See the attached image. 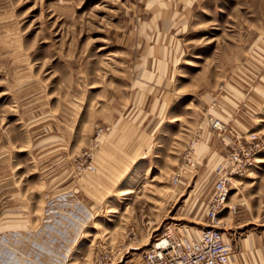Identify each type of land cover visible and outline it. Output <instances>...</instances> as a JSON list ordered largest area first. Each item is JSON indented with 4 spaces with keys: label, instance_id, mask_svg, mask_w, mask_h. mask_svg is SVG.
Segmentation results:
<instances>
[{
    "label": "rangeland",
    "instance_id": "obj_1",
    "mask_svg": "<svg viewBox=\"0 0 264 264\" xmlns=\"http://www.w3.org/2000/svg\"><path fill=\"white\" fill-rule=\"evenodd\" d=\"M208 224L264 264V0H0V264H142Z\"/></svg>",
    "mask_w": 264,
    "mask_h": 264
},
{
    "label": "built area",
    "instance_id": "obj_2",
    "mask_svg": "<svg viewBox=\"0 0 264 264\" xmlns=\"http://www.w3.org/2000/svg\"><path fill=\"white\" fill-rule=\"evenodd\" d=\"M212 125L217 129L225 127L219 119L212 121ZM253 158L252 150L239 140L236 150L230 154L231 172L243 173ZM228 191L224 177L214 182L212 195L205 207L206 218L211 222L223 208ZM232 258L233 246L226 232L216 225L208 224L193 235L176 234L169 228L163 229L150 247L144 250L142 264H231Z\"/></svg>",
    "mask_w": 264,
    "mask_h": 264
},
{
    "label": "bare ground",
    "instance_id": "obj_3",
    "mask_svg": "<svg viewBox=\"0 0 264 264\" xmlns=\"http://www.w3.org/2000/svg\"><path fill=\"white\" fill-rule=\"evenodd\" d=\"M256 160V159H255Z\"/></svg>",
    "mask_w": 264,
    "mask_h": 264
}]
</instances>
